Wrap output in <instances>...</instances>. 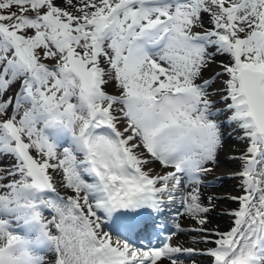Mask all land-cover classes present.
Returning <instances> with one entry per match:
<instances>
[{
    "label": "snow or ice",
    "instance_id": "1",
    "mask_svg": "<svg viewBox=\"0 0 264 264\" xmlns=\"http://www.w3.org/2000/svg\"><path fill=\"white\" fill-rule=\"evenodd\" d=\"M197 255L264 264V0H0V264Z\"/></svg>",
    "mask_w": 264,
    "mask_h": 264
},
{
    "label": "bare ground",
    "instance_id": "2",
    "mask_svg": "<svg viewBox=\"0 0 264 264\" xmlns=\"http://www.w3.org/2000/svg\"><path fill=\"white\" fill-rule=\"evenodd\" d=\"M228 170H230L229 165H222L220 167V169L217 170V174L219 172H224V171H228ZM225 183H226L225 186L222 188L218 187V188H214V189H208V191L218 193V194H224L227 192H231L232 194H237V192L232 187V185L234 183H236L235 181H226ZM226 207H228V208H226ZM230 207L235 208L236 205L234 203H232L231 201H218L216 212H219V209H221L220 211L230 209ZM211 221H212V223H211V225H209V227H215L216 225H219V228L221 231L227 230L231 225V217H229V216H220V217L212 216ZM183 223H185L186 225H189L191 222L190 221H183ZM180 242L185 244L186 246H190V247H197V248L206 247V245H204V244H193V243H191L190 235L181 236ZM185 264H189V263L185 262ZM194 264H209V262L205 263V262H202V260L198 259L197 262H195Z\"/></svg>",
    "mask_w": 264,
    "mask_h": 264
},
{
    "label": "rangeland",
    "instance_id": "3",
    "mask_svg": "<svg viewBox=\"0 0 264 264\" xmlns=\"http://www.w3.org/2000/svg\"><path fill=\"white\" fill-rule=\"evenodd\" d=\"M226 184V183H225ZM225 184L222 186V187H224L225 186ZM227 186V185H226ZM221 187V188H222ZM225 191V190H224ZM221 201H224V200H221ZM226 208H228V207H226ZM232 207H230V209H231ZM234 208V207H233ZM221 209H219V212H221L220 211ZM219 212H216V213H219ZM216 213H214L212 216H215V217H220V216H224V215H219V214H216ZM211 225V224H210ZM190 235H194V234H190ZM197 256H199V255H197ZM197 256H193V257H191V258H188V260H186L187 262H189V264H192V263H195L198 259H201V260H204L203 258H200V257H197ZM203 257H205V256H203ZM203 262V261H202Z\"/></svg>",
    "mask_w": 264,
    "mask_h": 264
}]
</instances>
